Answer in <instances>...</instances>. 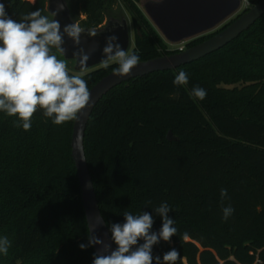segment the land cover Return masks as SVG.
<instances>
[{
    "label": "trees",
    "instance_id": "obj_1",
    "mask_svg": "<svg viewBox=\"0 0 264 264\" xmlns=\"http://www.w3.org/2000/svg\"><path fill=\"white\" fill-rule=\"evenodd\" d=\"M108 1L116 2L67 4L74 21L89 29L101 26ZM123 1L135 27L129 53L142 61L178 51L167 50L138 0ZM0 3L17 21L37 9L49 16L47 0ZM116 66L83 75L88 88ZM180 71L189 83L176 87ZM194 86L207 90L206 99L192 95ZM15 119L0 112V237L11 241L0 264H93V247H79L88 245L89 234L71 157L73 121L57 126L38 110L24 131ZM83 144L109 232L129 211L151 214V231L158 233L163 221L155 208L166 202L178 233L153 245L154 258L162 262L174 248L177 264H264V15L197 61L112 88L94 107ZM229 205L234 212L224 220Z\"/></svg>",
    "mask_w": 264,
    "mask_h": 264
},
{
    "label": "clouds",
    "instance_id": "obj_2",
    "mask_svg": "<svg viewBox=\"0 0 264 264\" xmlns=\"http://www.w3.org/2000/svg\"><path fill=\"white\" fill-rule=\"evenodd\" d=\"M63 5H58L62 10ZM57 13H53L55 16ZM85 29L78 22L66 25V33L77 44ZM63 33L55 19L42 14L40 9L22 15L19 21L7 14L5 4L0 3V112L8 117H16L14 126L30 131L32 117L38 110H43L46 118H51L54 125L78 121L83 110L90 105L91 93L83 73L87 70V54L79 55L80 73L71 74L67 63L53 53V49L64 52L62 48ZM90 36L97 35L95 28H89ZM116 36H109L103 49L105 59L98 64L107 69L111 64L116 76H127L139 65L140 56L122 50ZM189 83L188 74L180 71L173 79V85L182 87ZM192 95L199 100L206 99L207 90L194 86ZM221 199L227 197V190L221 189ZM150 203V202H149ZM170 206L164 202L155 208L162 217V227L158 233L152 232L153 217L147 212L132 214L123 213V223L110 225L111 241L116 245L112 250L110 244L96 236L89 235L88 245L80 244L84 250L89 246L102 245L99 253L94 254L93 264H177L181 259L179 251L171 249L160 257H153V245L160 240L170 242L178 233L175 221L167 213ZM223 219L227 220L234 212L231 205L222 209ZM102 222V218H99ZM92 228L89 225V232ZM183 233V239H188ZM143 240L144 243L138 242ZM11 241L7 236L0 237V254L7 256Z\"/></svg>",
    "mask_w": 264,
    "mask_h": 264
},
{
    "label": "water",
    "instance_id": "obj_3",
    "mask_svg": "<svg viewBox=\"0 0 264 264\" xmlns=\"http://www.w3.org/2000/svg\"><path fill=\"white\" fill-rule=\"evenodd\" d=\"M241 2L242 0H149L144 4V10L163 37L169 42L177 43L213 31L240 9ZM58 5H63L62 10L57 11ZM46 9L51 15V19L59 22L62 33L64 26L75 22L66 0H47ZM53 13L57 14L53 16ZM262 15H264V0H259L207 39L176 52L142 60L130 75L116 76L111 71L89 88L90 105L83 110L78 121H73L70 143L71 157L80 185L89 235L96 236L106 244H110L112 250L116 248L111 241V234L99 208L83 144L90 115L100 99L123 82L153 72L174 70L211 54L237 38ZM95 29L97 35L94 37L88 34L89 29H85L81 33L79 44L63 33L62 48L64 52H58L64 59L74 61L76 72H80L81 69L78 63L79 55L74 54L89 56L87 69L97 66L106 58L103 49L109 36L117 37L114 43H118L122 50L128 51L130 48V27L126 17L111 18L105 25ZM167 138L172 139L171 132H168ZM99 218H102V222ZM89 225L92 228L91 232H89ZM92 247L95 253H99L102 245H93Z\"/></svg>",
    "mask_w": 264,
    "mask_h": 264
},
{
    "label": "rangeland",
    "instance_id": "obj_4",
    "mask_svg": "<svg viewBox=\"0 0 264 264\" xmlns=\"http://www.w3.org/2000/svg\"><path fill=\"white\" fill-rule=\"evenodd\" d=\"M67 3L69 4V6L71 7L72 5V0H66ZM149 1V0H138L135 4L136 6L140 9V11L146 16V18L149 20V22H151V20L149 19V17L147 16L145 10H144V4ZM253 0H242L241 2V7L240 9L235 12L232 16H230L227 20H225L224 22H222L218 27H216L213 31H217L220 28H222L225 24H227L228 22H230L232 19L236 18L238 15H240L243 11H245L250 5L253 4L252 2ZM49 17L51 19V15L49 14ZM121 17H126V19L128 20L129 23V27H130V37H131V43H130V48L128 50V52H130L133 47H134V36H135V27L133 25L132 22V15L131 12L129 11L127 5L125 4V2L123 0H116V2H109L106 4V11H105V17L104 20L101 24V26L105 25L106 22L111 19V18H116L119 19ZM81 18H83V16H81ZM151 24L153 25V27L155 28L156 32L161 36V38L163 39V41L165 42L166 46H167V50L168 51H174V50H180V49H184L187 47L188 43L193 40V39H189V40H185L183 42H177V43H173V42H169L165 37H163V35L158 31V29L155 27V25L151 22ZM195 39V38H194ZM112 65V64H111ZM68 69L69 71H71L73 74H77L80 72H76L74 70V61L70 60L67 63ZM101 67H99L98 65L92 68L87 69L83 75H86L94 70H97Z\"/></svg>",
    "mask_w": 264,
    "mask_h": 264
},
{
    "label": "flooded vegetation",
    "instance_id": "obj_5",
    "mask_svg": "<svg viewBox=\"0 0 264 264\" xmlns=\"http://www.w3.org/2000/svg\"><path fill=\"white\" fill-rule=\"evenodd\" d=\"M211 32H213V31H210V32H207V33L201 34V35L195 37V39H196V38H199V37H201V36H204V35L210 34ZM193 39H194V38H193Z\"/></svg>",
    "mask_w": 264,
    "mask_h": 264
}]
</instances>
